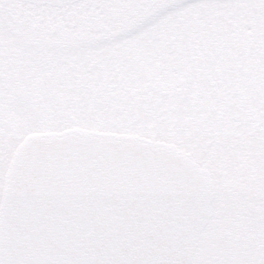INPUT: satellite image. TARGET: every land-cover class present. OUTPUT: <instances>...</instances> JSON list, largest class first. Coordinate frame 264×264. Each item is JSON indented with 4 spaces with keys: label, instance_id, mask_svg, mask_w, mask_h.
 Segmentation results:
<instances>
[{
    "label": "rangeland",
    "instance_id": "obj_1",
    "mask_svg": "<svg viewBox=\"0 0 264 264\" xmlns=\"http://www.w3.org/2000/svg\"><path fill=\"white\" fill-rule=\"evenodd\" d=\"M139 3L26 9L0 30V199L5 169L31 132L169 142V121H196L209 133L201 150L219 216L193 264H226L239 257L237 237L264 234V0Z\"/></svg>",
    "mask_w": 264,
    "mask_h": 264
},
{
    "label": "water",
    "instance_id": "obj_2",
    "mask_svg": "<svg viewBox=\"0 0 264 264\" xmlns=\"http://www.w3.org/2000/svg\"><path fill=\"white\" fill-rule=\"evenodd\" d=\"M168 144L83 128L30 133L4 180L0 260L191 264L213 211L211 174L186 171Z\"/></svg>",
    "mask_w": 264,
    "mask_h": 264
},
{
    "label": "snow or ice",
    "instance_id": "obj_3",
    "mask_svg": "<svg viewBox=\"0 0 264 264\" xmlns=\"http://www.w3.org/2000/svg\"><path fill=\"white\" fill-rule=\"evenodd\" d=\"M215 3L217 0H206ZM75 6L97 7L102 9L136 7L139 0H0V30L9 27L10 22L22 15L24 10H41L53 8H70ZM145 103H150L145 99ZM168 135L165 137L169 144L163 150L171 154L172 158L194 176H202L207 165L206 153L202 152V143L209 133L203 124L193 121L180 125L168 122ZM7 131L5 124V111L0 102V158L5 148ZM191 214L192 210H186ZM206 226H211L218 218L215 211L204 213ZM259 222V221H258ZM239 257L227 261L226 264H264V234H257L255 239L236 238ZM0 264L3 261L0 260Z\"/></svg>",
    "mask_w": 264,
    "mask_h": 264
},
{
    "label": "flooded vegetation",
    "instance_id": "obj_4",
    "mask_svg": "<svg viewBox=\"0 0 264 264\" xmlns=\"http://www.w3.org/2000/svg\"><path fill=\"white\" fill-rule=\"evenodd\" d=\"M244 168L245 169H248L249 168V164L247 163V164H244ZM206 169L208 170V171H210V173H211V175H212V181H213V188H214V183H215V181L217 180L216 179V177H215V179H214V173H215V171L214 170H212V169H209V167L206 165ZM217 182V181H216Z\"/></svg>",
    "mask_w": 264,
    "mask_h": 264
},
{
    "label": "trees",
    "instance_id": "obj_5",
    "mask_svg": "<svg viewBox=\"0 0 264 264\" xmlns=\"http://www.w3.org/2000/svg\"><path fill=\"white\" fill-rule=\"evenodd\" d=\"M94 81L90 82V84H92Z\"/></svg>",
    "mask_w": 264,
    "mask_h": 264
}]
</instances>
